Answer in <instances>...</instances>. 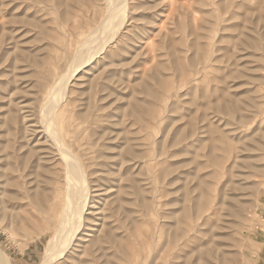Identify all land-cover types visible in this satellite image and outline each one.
Here are the masks:
<instances>
[{"label": "rangeland", "instance_id": "obj_1", "mask_svg": "<svg viewBox=\"0 0 264 264\" xmlns=\"http://www.w3.org/2000/svg\"><path fill=\"white\" fill-rule=\"evenodd\" d=\"M128 4L55 117L90 193L54 264H264V0ZM104 15V0H0V250L11 264H39L54 229L64 171L41 113Z\"/></svg>", "mask_w": 264, "mask_h": 264}, {"label": "bare ground", "instance_id": "obj_2", "mask_svg": "<svg viewBox=\"0 0 264 264\" xmlns=\"http://www.w3.org/2000/svg\"><path fill=\"white\" fill-rule=\"evenodd\" d=\"M104 4H105V15H104L105 17L103 21H101L100 25L97 24L98 27L93 32L88 33V35L84 38V40L83 41L81 40L82 41L80 43L81 45H79V47H81L79 50L83 49L84 54L77 53L76 55H74V58L72 57L73 60L72 63L70 64L71 68L70 66H69L70 69L68 68L69 70L66 68L68 72L67 73L64 72L65 75L57 83H55L53 87L50 88L47 102L45 101L46 104L42 109V113H41L42 122H40V125L42 123L44 134L47 136V139L49 140L53 150L55 151V153L58 154L60 158L61 163L59 164H61L63 167L64 176H63V185H62L63 203L59 207H57L56 210L54 211V215H53V217L55 218V221L53 222L54 229L52 231L51 237L48 238V240L46 241L44 253L41 256L39 264H54L58 260L63 259L65 255L69 252L71 247L74 246L72 245L73 241L83 225V219H84L83 215L85 208L87 207L88 204V197L90 193L88 186L89 183V179L87 176L88 174L84 166L81 164L80 160L72 154V152L67 148V146H65L64 142L62 141L60 134L55 125V117L59 112L62 103L66 99L68 81L78 70L90 64L91 62H93L94 59H96L97 57L103 54L105 49L109 46L110 43L114 41L116 35L119 33L124 23L127 21L128 14H130V6L128 4V0H104ZM76 52L77 51H75V53ZM80 131H78V133ZM25 176L27 175H25L23 172V174H21L20 177L24 179ZM10 228L8 229L10 238L12 239V241L13 240L16 241V234ZM94 232L96 231H93V233ZM100 254L104 255L103 252H101ZM0 264H11L9 258L1 250H0Z\"/></svg>", "mask_w": 264, "mask_h": 264}]
</instances>
